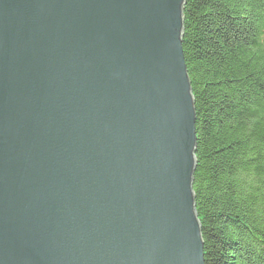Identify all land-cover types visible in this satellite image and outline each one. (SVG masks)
<instances>
[{"label":"water","instance_id":"1","mask_svg":"<svg viewBox=\"0 0 264 264\" xmlns=\"http://www.w3.org/2000/svg\"><path fill=\"white\" fill-rule=\"evenodd\" d=\"M185 0H0V264H204Z\"/></svg>","mask_w":264,"mask_h":264},{"label":"trees","instance_id":"2","mask_svg":"<svg viewBox=\"0 0 264 264\" xmlns=\"http://www.w3.org/2000/svg\"><path fill=\"white\" fill-rule=\"evenodd\" d=\"M204 264H264V0H185Z\"/></svg>","mask_w":264,"mask_h":264}]
</instances>
